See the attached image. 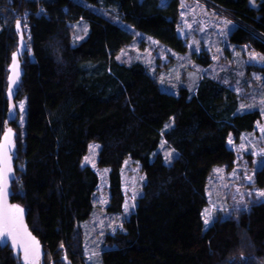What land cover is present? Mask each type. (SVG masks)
<instances>
[{
  "label": "trees",
  "instance_id": "obj_1",
  "mask_svg": "<svg viewBox=\"0 0 264 264\" xmlns=\"http://www.w3.org/2000/svg\"><path fill=\"white\" fill-rule=\"evenodd\" d=\"M181 1L0 0V137L17 20L24 37L15 101L24 98L25 113L19 121L16 107L10 120V198L24 210L44 264H86L81 223L91 216L99 178L83 159L94 141L97 166L109 167L108 214L122 212L127 158L145 177L122 229L103 237L102 264H264V200L201 227L210 171L216 163L229 167V137L238 142L252 131L260 111L239 109L238 93L222 79L201 73L193 87L166 91L141 61L118 57L137 33L186 52ZM213 1L243 26L229 44L245 43L264 57V0ZM80 21L86 32L77 40ZM196 60L203 67L211 62L205 49ZM244 71L263 76L264 63L248 62ZM161 140L176 152L169 162ZM254 183L264 186V164ZM0 264L25 262L7 242L0 243Z\"/></svg>",
  "mask_w": 264,
  "mask_h": 264
},
{
  "label": "rangeland",
  "instance_id": "obj_2",
  "mask_svg": "<svg viewBox=\"0 0 264 264\" xmlns=\"http://www.w3.org/2000/svg\"><path fill=\"white\" fill-rule=\"evenodd\" d=\"M185 2V12L182 15L184 22L179 33L187 43L186 52H174L154 38L137 33L136 39L127 44L118 57L125 62L141 61L158 77L162 90L175 91L182 85L191 88L201 73L218 77L225 82L229 80V84L238 87L243 79L245 62L252 61L253 56L249 53L245 54V50L240 47L229 44V36L237 26L191 0ZM194 24L201 26H192ZM187 25L188 28L185 27ZM76 31V39L83 38L86 24L82 21L78 22ZM202 49L207 50L211 58L208 67H203L196 60L197 53ZM246 55L247 59L243 61ZM251 86L252 93L258 94L256 85ZM255 97L257 96L243 99V106L254 107ZM15 105L18 109V119L22 122L25 113L24 98L15 101ZM228 146L234 151V158L229 167L227 168L226 163H216L208 175L207 204L201 216L202 228H206L218 217H236L240 211L248 209L254 201L264 200V197L258 195L259 192L264 191V186H257L254 183L256 170L264 164V119L257 122L255 132L244 134L240 141L235 142L233 136H230ZM99 148V142H91L83 159V164L91 166L99 178L93 194L94 207L91 216L81 223L85 233L86 264H102L101 251L106 247L103 237L106 233H114L122 229L123 222L135 207L136 197L142 192L141 186L145 178L140 165L127 158L121 168L122 189L125 194L122 212L108 214L105 206L109 200V167L97 166ZM158 148L166 162L171 161L176 154L175 150L163 140L160 141ZM248 177H251V180ZM206 218L209 220L208 224L204 222Z\"/></svg>",
  "mask_w": 264,
  "mask_h": 264
},
{
  "label": "water",
  "instance_id": "obj_3",
  "mask_svg": "<svg viewBox=\"0 0 264 264\" xmlns=\"http://www.w3.org/2000/svg\"><path fill=\"white\" fill-rule=\"evenodd\" d=\"M17 22H20L19 20L16 21V27H17ZM23 45H24V37H23V30L21 26L18 29V45L14 51L13 54H16V71L19 72V75L15 77V81L11 82L9 80L10 76H13V54L11 57V62L8 68V76H7V100H8V109L6 112L5 120H4V131L0 137V188L4 187V174L7 173V201L6 205L5 202L3 201L2 197H0V212H3L5 210V207L7 206L8 209H10L12 206H17L20 209H22L19 205L13 203L10 198V193H11V178L13 176V165H12V150H13V138H14V130L12 126L10 125V120L13 118L16 110V105H15V89L17 84L19 83L20 77H21V69H20V59L19 56L23 50ZM7 136V139L5 137ZM4 145H7L8 147V153H7V161L5 160V156L3 153V147ZM10 166V171H7V166ZM24 229H26V232H24ZM20 232H21V243L25 245H31V239H34V241L39 245V257L38 259L36 258L34 252H30L29 257H28V262L27 264H44L43 259H44V252L42 249V245L39 243L38 239L34 236V234L30 231L28 225L26 224L25 221V212L23 210V220H22V225L20 226ZM7 242H9L10 246L12 247L11 239H9ZM34 247V246H33ZM13 248V247H12ZM14 249V248H13ZM15 252L20 253L25 264V253L22 247H18L14 249ZM65 258V257H64ZM51 264L53 262L51 261Z\"/></svg>",
  "mask_w": 264,
  "mask_h": 264
},
{
  "label": "snow or ice",
  "instance_id": "obj_4",
  "mask_svg": "<svg viewBox=\"0 0 264 264\" xmlns=\"http://www.w3.org/2000/svg\"><path fill=\"white\" fill-rule=\"evenodd\" d=\"M20 22H17V28L19 29ZM255 59V57H253ZM16 54H13V76L9 77V80L11 82L15 81V77L19 75V72L16 71ZM7 139V136L5 137ZM231 142V141H230ZM3 153L5 156V160L7 161V153H8V147L7 145H4L3 147ZM7 166V164H6ZM7 171H10V166H7ZM220 171V170H217ZM249 180H251V177H248ZM4 187L0 188V197H2L3 201H7V173L4 174ZM259 196L264 197V191L258 193ZM23 220V209H20L17 206H12L10 209L5 207V210L3 212H0V243H7L9 239H11L12 247L14 249L18 247H22L25 253V261L26 264L28 262V257L30 252H34L36 258L39 257V245L34 241V239H31V245H25L21 243V232H20V226L22 225ZM205 224L209 223V220L205 219ZM24 232H26V229H24ZM34 246V247H33Z\"/></svg>",
  "mask_w": 264,
  "mask_h": 264
},
{
  "label": "crops",
  "instance_id": "obj_5",
  "mask_svg": "<svg viewBox=\"0 0 264 264\" xmlns=\"http://www.w3.org/2000/svg\"><path fill=\"white\" fill-rule=\"evenodd\" d=\"M185 1L186 0L181 1L182 8L180 10V15H181L180 27H181V24L184 22L183 19H182V15L185 12V10H184L185 3H186ZM251 2H252V4H256L257 0H252ZM188 26L189 25H187L185 27L188 28ZM192 26L200 27L201 25L194 24ZM180 27H179V29H180ZM232 30H234V29H232ZM233 46L240 47L242 50H245V54L249 53V54H252L253 57H255V59H252V61H247V62H245V64L248 63V62H254V63H259V64L264 63V57L261 54H259L258 52H255V51L251 50L250 48H248L245 43L235 44ZM244 58L245 59L243 61H245L247 59V55H246V57L244 56ZM208 66H206V67H208ZM212 77L215 78V79H218V77H215V76H212ZM242 78H243L242 82H240L238 87L232 85L233 89L239 95V105H240L239 109H241V110L258 109L260 111V118L255 122L254 129L252 131H248V132L251 133L253 131L255 132V128H256L257 122L264 119V88L261 85V82L264 80V75L262 76V75H259L258 73H254V74L252 73V74H250V76H247V75H245V71H243ZM223 82L226 83V84H229L230 81L228 80L226 82L225 81H223ZM253 84L256 85V88H257V93L258 94H256V95L254 93H252L253 90L251 89V87H252L251 85H253ZM254 96H257V97L254 98L255 106L254 107H249V108L246 107L245 108L243 106V104H242L243 99H249V98H252ZM248 132H243L242 136L244 134H248Z\"/></svg>",
  "mask_w": 264,
  "mask_h": 264
},
{
  "label": "built area",
  "instance_id": "obj_6",
  "mask_svg": "<svg viewBox=\"0 0 264 264\" xmlns=\"http://www.w3.org/2000/svg\"><path fill=\"white\" fill-rule=\"evenodd\" d=\"M200 7L212 11L216 15H219L220 17H223L236 26H242L240 23V20H238L227 8L223 7L219 3L213 1V0H191ZM38 10H41V8H38ZM243 27V26H242Z\"/></svg>",
  "mask_w": 264,
  "mask_h": 264
},
{
  "label": "flooded vegetation",
  "instance_id": "obj_7",
  "mask_svg": "<svg viewBox=\"0 0 264 264\" xmlns=\"http://www.w3.org/2000/svg\"><path fill=\"white\" fill-rule=\"evenodd\" d=\"M65 259V258H64ZM53 262V261H52ZM53 264H54V262H53ZM69 264V263H68Z\"/></svg>",
  "mask_w": 264,
  "mask_h": 264
}]
</instances>
